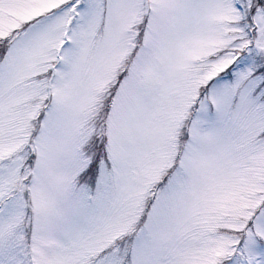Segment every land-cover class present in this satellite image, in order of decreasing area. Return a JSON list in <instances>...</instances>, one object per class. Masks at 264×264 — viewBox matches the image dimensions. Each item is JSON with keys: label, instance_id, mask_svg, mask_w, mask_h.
I'll return each mask as SVG.
<instances>
[{"label": "snow or ice", "instance_id": "1", "mask_svg": "<svg viewBox=\"0 0 264 264\" xmlns=\"http://www.w3.org/2000/svg\"><path fill=\"white\" fill-rule=\"evenodd\" d=\"M0 264H264V0H0Z\"/></svg>", "mask_w": 264, "mask_h": 264}]
</instances>
